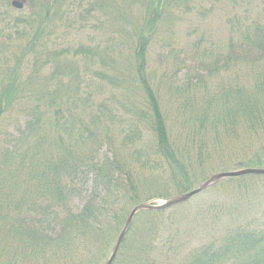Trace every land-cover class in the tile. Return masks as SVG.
Returning <instances> with one entry per match:
<instances>
[{"label": "trees", "instance_id": "16d2710c", "mask_svg": "<svg viewBox=\"0 0 264 264\" xmlns=\"http://www.w3.org/2000/svg\"><path fill=\"white\" fill-rule=\"evenodd\" d=\"M112 2L24 0L19 10L0 0V48L19 41L0 85V121L19 122L0 154V264H101L110 230L120 235L139 204L182 195L219 172L264 168V10L222 45L226 59L219 48L210 55L212 67L263 72L219 91L207 80L216 68L170 82L171 117L149 54L164 33L170 38L182 8L205 14L209 1L132 0L141 15L123 9L110 21ZM119 30L130 36L122 49L103 43ZM241 131L250 139L238 147ZM112 264H264V175L223 178L184 202L139 210Z\"/></svg>", "mask_w": 264, "mask_h": 264}, {"label": "rangeland", "instance_id": "374dc122", "mask_svg": "<svg viewBox=\"0 0 264 264\" xmlns=\"http://www.w3.org/2000/svg\"><path fill=\"white\" fill-rule=\"evenodd\" d=\"M12 1L13 0H10V3H12ZM112 1L113 2L110 4V9L113 11H110L112 13L107 14L108 20L110 21L120 20L119 13L123 9H125V11L131 16H133L135 13V16L141 15V12L143 11V7H138L139 4L133 3L132 0ZM208 1L209 2L206 4V7L210 9V11L206 12L205 10V14L202 13L201 8H194L193 10H188L185 7L182 8V13H177V18L170 22V26L173 27L174 34L173 31L168 32L170 33V38L168 39L164 33L161 37H159V39H157L158 42L152 47L149 54L150 72L153 74L155 80L161 85L163 89V109L166 112L168 111L169 116L171 117L174 116V102H176V100L173 96L174 90L169 87L170 82H176L177 84L181 85L179 80H183L182 84H184L190 76L196 78L197 81L198 73L205 74L206 71L210 69L213 71L216 68L215 71H213V74L216 75L212 78L207 77V80L209 81V85L212 90L219 91L222 87L221 85H237V82H239L241 85L244 83L249 84V82H253L249 76L256 75L257 72H263L261 67L256 66L255 68H248L245 64H241L239 66H233L230 64L231 66L228 68L223 66L222 62L220 63V67H212L213 64L210 60V55H213L211 51L218 48L219 50H216L215 53L216 56L220 55L222 59H226L228 57L225 55L227 54V51H225V46L222 45L230 42L229 36L235 37L234 33H236L238 36L236 39H240V29L248 24L253 23L264 10V4L261 2L262 0ZM130 2H132L133 5H129ZM132 9L134 12H132ZM95 10L99 12L102 10V8L97 7ZM9 15H11L10 18H12L17 14L13 12ZM1 19L2 16L0 15V23H3L4 21ZM262 20L264 22V19ZM122 24L123 23H121V25ZM128 28L131 30L129 26ZM83 33L84 31L82 30H71L69 36L75 37L77 40H84L83 36H85V34ZM128 33V30H126V32H121V30H119L115 35L116 38H104L103 43L106 42V39H112V41H114L112 42V45L118 49H122V47L125 46V41H127V39L130 40V36L128 37L127 35ZM18 44L19 41L14 40L12 43H10V47L0 48V85L2 84V80L5 78V73L2 69L6 68L8 57L13 58L11 53L12 50L17 51L19 49ZM127 51V49L124 50V52ZM185 56L188 58L186 64L187 68L183 69L178 74V69L182 67L180 60ZM9 62L15 65L14 60L9 59ZM188 68H190V70H188ZM29 71L30 69L28 68L27 72ZM18 126V120L11 115H6L5 118L0 121V154L2 153L3 149H6L10 146V142L13 139V136L16 135ZM230 135L227 134L225 138L230 137ZM238 136V134L233 133L232 139L238 147H240V143L242 144L244 140L248 141L250 139L247 135H245L244 132L242 133L241 131V141L235 142ZM230 148L235 147L230 146ZM104 150H109V146H105L103 151ZM139 164L142 165L140 162ZM147 171V168H143L141 173L147 174ZM203 195H199L198 198H201L200 196ZM82 202L83 201L80 198H76L72 205L79 207L82 205ZM150 202L163 203L164 199H153ZM9 210H11V212L16 211L14 205H11ZM109 234L112 237L111 245L107 250L108 253L106 259L101 264H105L107 262L112 253L113 246L119 236V233H116L112 230H110ZM203 237L204 235L202 232H200L199 235L195 237V240L200 242ZM191 241H194V237L191 239ZM21 262L22 264H31L26 261Z\"/></svg>", "mask_w": 264, "mask_h": 264}, {"label": "water", "instance_id": "95a60500", "mask_svg": "<svg viewBox=\"0 0 264 264\" xmlns=\"http://www.w3.org/2000/svg\"><path fill=\"white\" fill-rule=\"evenodd\" d=\"M13 5L16 8H23L24 3L22 0H14L13 1ZM249 174H254V175H264V168H245V169H241V170H236V171H225V172H219L214 174L213 176H211L205 183H203L201 186H199L196 189H193L189 192H186L182 195L179 196H175L169 199L164 200L163 203L160 204H153V203H141L139 204L137 207H135L130 216L128 217L125 226L123 228V230L121 231L117 244L114 248L113 254L110 257V259L107 261L106 264H112L113 261L116 258V255L118 253V250L120 248L121 243L123 242L125 235L128 231V229L130 228L133 218L136 215V213L139 210L142 209H162V208H167L170 207L172 205L184 202L188 199H190L191 197H193L194 195L202 192L203 190L207 189L209 186H211L212 184L220 181L223 178H227V177H237V176H243V175H249Z\"/></svg>", "mask_w": 264, "mask_h": 264}]
</instances>
